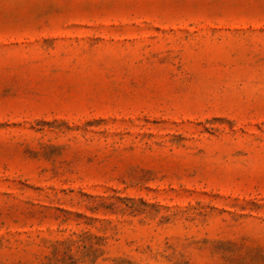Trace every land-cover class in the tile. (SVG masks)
Returning <instances> with one entry per match:
<instances>
[{
	"label": "rangeland",
	"instance_id": "rangeland-1",
	"mask_svg": "<svg viewBox=\"0 0 264 264\" xmlns=\"http://www.w3.org/2000/svg\"><path fill=\"white\" fill-rule=\"evenodd\" d=\"M0 264H264V0H0Z\"/></svg>",
	"mask_w": 264,
	"mask_h": 264
}]
</instances>
